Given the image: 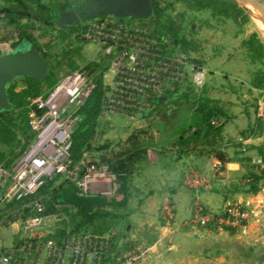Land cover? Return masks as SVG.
Wrapping results in <instances>:
<instances>
[{
	"label": "built area",
	"instance_id": "built-area-1",
	"mask_svg": "<svg viewBox=\"0 0 264 264\" xmlns=\"http://www.w3.org/2000/svg\"><path fill=\"white\" fill-rule=\"evenodd\" d=\"M128 20L105 16L74 25L73 35L90 47L93 60L64 74L44 94L30 100L27 108L33 137L9 167H0V264L152 263L150 248L142 243L129 245L113 259L109 254L113 234L54 240L51 227L62 217L45 215L42 203L29 200L45 180L54 177L71 183L80 197L122 199L118 180L106 165L88 155L77 162L70 156L72 135L80 120L77 112L95 90V74L100 73L87 70L90 62L106 68L102 81L105 72L110 75L102 113L132 128L141 126L152 100L179 91L187 83L196 90L206 83L205 71L189 55L164 47L166 41L151 36L144 21ZM187 182H197L194 173L187 176ZM161 211L165 225L177 222L168 202ZM249 219L248 207L239 203L227 205L221 213L196 205L180 226L239 228Z\"/></svg>",
	"mask_w": 264,
	"mask_h": 264
},
{
	"label": "trees",
	"instance_id": "trees-1",
	"mask_svg": "<svg viewBox=\"0 0 264 264\" xmlns=\"http://www.w3.org/2000/svg\"><path fill=\"white\" fill-rule=\"evenodd\" d=\"M0 1V13L4 12L7 24L14 25L19 33L13 47L22 40L30 41L50 69L42 80L31 77L20 78L13 81L7 89L12 109L0 113V167L7 168L33 137L27 108L30 100L44 94L58 81L59 73L62 71V61L69 51H66L65 46L60 50L57 48L66 39L67 47L74 43L78 46L82 41L71 38V34L75 31L74 25L66 30L58 29L55 25L58 13L78 5L72 4L71 0ZM165 1L151 0L152 16L140 20L145 23L153 22V31L148 30L151 36L161 43L166 41L164 47L173 50L177 49V44L187 41L183 36L188 28L182 18L174 21L171 17L173 3L184 4L190 12L206 11L213 18L230 20L238 25L249 21L245 10L235 0H173V3L164 5ZM128 19L124 18V20ZM24 20L27 22L25 25L22 23ZM28 23L30 27L27 26ZM36 28L45 30V34L57 30V41L54 44L41 46L37 38L28 32L29 29ZM241 48L247 61L251 65L260 67L250 77V88L264 91V44L261 38L257 33H252L242 42ZM187 51V47H183L181 52L188 55ZM199 65L201 66L200 63ZM66 66L69 70L76 68L71 60ZM105 69L95 62L87 65L88 71L92 73L100 71V73L95 74V90L77 112L80 120L72 135L70 156L77 162L85 153L98 154L97 157H91L106 165L116 176L119 183L118 192L122 199L116 201L100 196L80 197L71 183L61 182L54 177L45 180L29 200H38L42 203L45 207V215L62 217L52 236L58 242L71 235L105 236L114 229H119L113 237L114 241L110 242L112 251L109 254L113 256V252L118 249L117 242L125 240L127 228L126 231H123V228L126 225L128 227L127 208L133 196L138 193L135 180L148 165L150 150L155 152L156 166L160 169H169L180 159L191 154L213 156L224 164L229 161L225 150L227 143L231 142L224 140L223 118L226 114L218 100L213 98L212 87H208L205 83L202 88L196 90L187 83L179 91L167 92L152 100V108L144 116V124L135 127L125 141L117 143L106 141L103 145L92 147L91 141L100 127V115L106 101L107 88L103 86L102 81V72ZM213 121H217L218 124H213ZM263 128L262 120L257 118L246 129L239 131V136L241 140L261 138ZM239 143L232 141L235 149L241 147ZM248 150L255 151L264 162L262 146L250 147ZM241 154L236 152L234 160L245 169V175L242 177L243 185L246 186L244 192L256 195L264 182V168L260 169L252 165L250 157L247 155L243 157ZM217 228L218 225L214 224L205 229ZM129 245L124 242L121 248L124 250Z\"/></svg>",
	"mask_w": 264,
	"mask_h": 264
},
{
	"label": "crops",
	"instance_id": "crops-1",
	"mask_svg": "<svg viewBox=\"0 0 264 264\" xmlns=\"http://www.w3.org/2000/svg\"><path fill=\"white\" fill-rule=\"evenodd\" d=\"M213 98L218 100L226 114L223 118V136L225 142H231L227 143L225 150L228 162L222 164L213 156L191 154L169 169H160L156 166L155 152H148L149 164L155 166L153 171L158 176V182L151 185L148 192L154 198L148 204L149 208H144V212L149 210L150 217H146L142 233L151 235L147 246L152 253V262L156 264H264L263 206L253 208L254 216L239 228H199L189 231L180 226L182 219L177 218L178 223L168 226L157 217L158 210L166 202L176 208L180 218H184L194 203L217 212L231 203L248 207V204L260 199L259 193L252 195L244 192L245 187L241 182L245 169L234 160L235 153L240 152L232 145V141L240 142V148L247 153L253 151L248 148L263 145L261 138L241 140L239 136V131L246 129L259 115L251 113L250 108L240 104L230 93H213ZM149 154L153 157L150 158ZM247 156L251 164L258 167L260 160L254 155ZM191 173H194L197 182H187V176ZM134 212L133 209L127 211V234L130 239L136 238L133 232L136 225ZM58 223L51 227L52 236Z\"/></svg>",
	"mask_w": 264,
	"mask_h": 264
},
{
	"label": "rangeland",
	"instance_id": "rangeland-1",
	"mask_svg": "<svg viewBox=\"0 0 264 264\" xmlns=\"http://www.w3.org/2000/svg\"><path fill=\"white\" fill-rule=\"evenodd\" d=\"M83 1L84 0H71V3L81 4ZM258 1H260L264 6V0ZM164 3V5L167 3H173V0H166ZM171 8V17L174 18V21H179V18H182L188 27L183 36L184 40L186 39L187 41L185 43L177 44V49L175 50L181 52L183 47H187L189 57H191V59L198 64L200 63L202 69L205 71L207 75V86L212 87L213 93L232 94V96L236 98L240 104L250 108L251 113L259 115L257 118H260L264 125V91L255 90L249 86V80L252 73L257 71L260 67L251 65L247 61L243 49L241 48L242 42L252 33H257L264 44V39H262L263 37L258 32L251 15L245 11L249 17V21L246 24L238 25L230 20L213 18L210 13L206 11L190 12L186 9L184 4L173 3ZM22 23L25 25L27 22L24 20ZM143 25H145L149 31H153L154 29L153 22H146ZM27 26L30 27V23H28ZM28 32L37 38V41L41 46L54 44L57 41V30L50 31L45 34V30L36 28L29 29ZM18 34V30L14 27V25L7 24L6 15L2 12L0 16V54L10 52L13 49L14 43L18 40ZM71 38L74 40L75 37L73 34H71ZM67 44L68 40L66 39L65 42L58 47L59 49L57 48V50H60L65 46L66 51H69L68 55H66L65 59L62 61L63 66L62 71L59 73V78L68 72L78 69L86 62L93 60L92 52L87 44L80 43L77 46V44L74 43L68 47ZM76 48L78 50L75 51ZM69 60L74 62V65L76 66L74 70H69L68 66H66ZM109 83L110 75L108 72H105L103 86L106 88V85ZM100 122V127L91 141L92 147L103 145L106 141L112 143L123 142L134 129V127L132 128L129 126L126 121L116 117L106 116L103 113L100 115ZM144 122L145 121L143 120L141 125H143ZM260 141H262V144L264 143V128ZM237 151L242 153L241 155H243V157L249 154L254 155L258 158V160H260V163L257 166L260 169L264 168V162L255 151H249L247 153V151L245 152L243 148H238ZM84 155L97 157L98 154L85 153ZM149 157L152 158L153 156L149 154ZM150 165L151 164H149L148 158V165L142 170L141 176L135 180L138 193L133 196L128 205L129 209H133V211H135L134 215L136 219L135 229H133L136 238L130 239L129 235L125 233V240H123L125 243L130 245L134 243L147 245V240L151 238L150 234H145L144 232L142 233V227L145 223L146 217H150L149 210L144 212V208H149L148 204L150 205L151 200L154 198L150 197L148 192L151 185H155V183L158 182V176L155 174L156 172L153 171V169L155 170V166ZM241 183V185H243V181ZM188 185L189 184H187V186ZM243 187L246 186L243 185ZM259 195L260 199L254 200L248 204L250 218L252 215L254 216L253 208L255 209L257 205L264 207V182H262ZM196 205L202 207L205 211L214 212L197 203H194L185 213L186 216L184 218H180L181 216L179 215V212L173 206L176 218L186 220L189 217L190 211ZM225 207L221 211H217V213L224 211ZM129 209L127 211H129ZM262 210L264 214V208ZM157 217H159V220H163L161 210H158ZM126 228L127 225L123 228V231ZM184 229L197 231L199 227H185ZM118 230L114 229L110 234L115 235L118 233ZM123 241H119L117 243L118 248H121L122 243H124ZM122 251L123 249L121 251H118L117 249V251L113 252V259L117 258V252L122 253ZM150 264L156 263L152 262Z\"/></svg>",
	"mask_w": 264,
	"mask_h": 264
},
{
	"label": "water",
	"instance_id": "water-1",
	"mask_svg": "<svg viewBox=\"0 0 264 264\" xmlns=\"http://www.w3.org/2000/svg\"><path fill=\"white\" fill-rule=\"evenodd\" d=\"M247 11L241 1L249 3L259 14L264 25V6L258 0H235ZM105 16L131 20L148 19L152 16L151 0H84L83 3L73 5L69 10L57 14L55 25L58 29L83 24L87 21ZM50 69L28 40H22L10 52L0 54V113L12 109L7 89L9 85L20 78L31 77L42 80ZM263 160H264V143ZM122 248H118L121 251ZM117 257L120 252L116 253Z\"/></svg>",
	"mask_w": 264,
	"mask_h": 264
},
{
	"label": "bare ground",
	"instance_id": "bare-ground-1",
	"mask_svg": "<svg viewBox=\"0 0 264 264\" xmlns=\"http://www.w3.org/2000/svg\"><path fill=\"white\" fill-rule=\"evenodd\" d=\"M240 3L247 10V13L249 15H251L258 32L263 37L262 39H264V26L262 24V21H261V18L259 16L258 12L249 3L245 2V1H241Z\"/></svg>",
	"mask_w": 264,
	"mask_h": 264
}]
</instances>
